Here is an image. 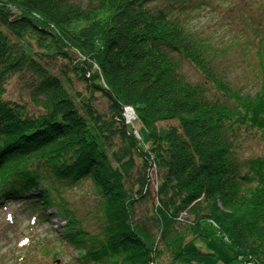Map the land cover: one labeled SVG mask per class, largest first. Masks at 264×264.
I'll use <instances>...</instances> for the list:
<instances>
[{"label": "trees", "instance_id": "trees-1", "mask_svg": "<svg viewBox=\"0 0 264 264\" xmlns=\"http://www.w3.org/2000/svg\"><path fill=\"white\" fill-rule=\"evenodd\" d=\"M172 2L0 0V208L57 219L75 264H193L207 226L264 264V159L237 155L243 135L264 139V89L234 88L227 51ZM16 76L24 103L7 97ZM85 187L93 207L72 205Z\"/></svg>", "mask_w": 264, "mask_h": 264}, {"label": "rangeland", "instance_id": "rangeland-1", "mask_svg": "<svg viewBox=\"0 0 264 264\" xmlns=\"http://www.w3.org/2000/svg\"><path fill=\"white\" fill-rule=\"evenodd\" d=\"M187 1L192 3L184 15L188 27L227 51L222 66L230 84L251 93L264 89V0ZM171 2L160 0V5ZM183 71L191 80H201L199 73L187 63ZM75 89L84 90L83 83L76 80ZM7 97L23 103L28 100L27 88L18 76L10 79ZM125 118L133 120V116L126 113ZM129 126L138 136L140 145L148 148V134L137 118ZM237 155L245 161V170L256 159H264L261 134L243 135ZM86 191L85 187L70 192L67 198L79 208L82 205L86 209L93 207V202L85 196ZM23 206L24 203L14 202L0 208V264H75L70 259L75 252L56 238L61 236L58 231L61 225L54 224L57 219L49 223L38 221L34 214L22 210ZM185 251L194 256L193 264H245L234 257L228 242L211 226H207L206 237L189 242Z\"/></svg>", "mask_w": 264, "mask_h": 264}, {"label": "built area", "instance_id": "built-area-1", "mask_svg": "<svg viewBox=\"0 0 264 264\" xmlns=\"http://www.w3.org/2000/svg\"><path fill=\"white\" fill-rule=\"evenodd\" d=\"M128 112H130V114L131 115H128L127 113ZM125 113L128 115V116H133V120H135V118H136V115H134V113H133V110H132V108L130 107V106H125L124 107V109H123V117L125 118ZM126 119V124H128V125H130V123L133 121H129V120H127V118H125Z\"/></svg>", "mask_w": 264, "mask_h": 264}, {"label": "bare ground", "instance_id": "bare-ground-1", "mask_svg": "<svg viewBox=\"0 0 264 264\" xmlns=\"http://www.w3.org/2000/svg\"><path fill=\"white\" fill-rule=\"evenodd\" d=\"M128 115H131L130 112L127 113Z\"/></svg>", "mask_w": 264, "mask_h": 264}]
</instances>
